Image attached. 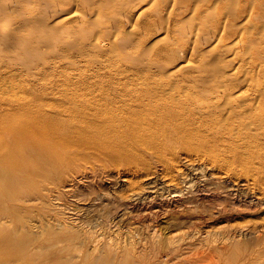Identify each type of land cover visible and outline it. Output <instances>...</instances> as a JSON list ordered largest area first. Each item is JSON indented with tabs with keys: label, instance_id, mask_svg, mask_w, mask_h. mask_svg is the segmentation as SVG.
<instances>
[{
	"label": "bare ground",
	"instance_id": "1",
	"mask_svg": "<svg viewBox=\"0 0 264 264\" xmlns=\"http://www.w3.org/2000/svg\"><path fill=\"white\" fill-rule=\"evenodd\" d=\"M181 160L256 163L264 195V0H0V193L77 166L173 185Z\"/></svg>",
	"mask_w": 264,
	"mask_h": 264
},
{
	"label": "rangeland",
	"instance_id": "2",
	"mask_svg": "<svg viewBox=\"0 0 264 264\" xmlns=\"http://www.w3.org/2000/svg\"><path fill=\"white\" fill-rule=\"evenodd\" d=\"M156 32H148L146 49ZM179 164L173 185L158 176L155 160L158 175L133 179L136 186L122 174L86 177L85 166L45 178L26 174L13 198L0 193V264H264L263 187L250 176L257 164L232 171ZM156 184L168 186L151 190ZM178 217L187 222L164 230Z\"/></svg>",
	"mask_w": 264,
	"mask_h": 264
}]
</instances>
